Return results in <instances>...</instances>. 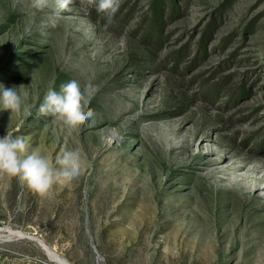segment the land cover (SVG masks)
I'll list each match as a JSON object with an SVG mask.
<instances>
[{
  "label": "rangeland",
  "instance_id": "374dc122",
  "mask_svg": "<svg viewBox=\"0 0 264 264\" xmlns=\"http://www.w3.org/2000/svg\"><path fill=\"white\" fill-rule=\"evenodd\" d=\"M154 1L0 0V85L27 93L0 138L84 160L45 197L0 175V264H264V0H163L161 26ZM71 80L97 89L76 131L39 113Z\"/></svg>",
  "mask_w": 264,
  "mask_h": 264
},
{
  "label": "clouds",
  "instance_id": "9594fccd",
  "mask_svg": "<svg viewBox=\"0 0 264 264\" xmlns=\"http://www.w3.org/2000/svg\"><path fill=\"white\" fill-rule=\"evenodd\" d=\"M75 0H55L57 17ZM81 6L95 5L96 11L104 13L108 22L118 11L121 0H79ZM48 0H32L31 7L43 10ZM54 26V25H53ZM107 26V25H106ZM96 87L89 81L81 87L76 80L60 86V91L49 90L39 105L41 115L51 116L61 122L69 131H76L87 120L94 117V110L89 107ZM27 93H18L16 87L0 85V110L19 115ZM54 166L39 151H28V143L22 136L7 132L0 138V175L15 178L22 186L41 197L52 193L54 185L77 178L83 169L84 160L80 149L65 150L56 158Z\"/></svg>",
  "mask_w": 264,
  "mask_h": 264
},
{
  "label": "trees",
  "instance_id": "16d2710c",
  "mask_svg": "<svg viewBox=\"0 0 264 264\" xmlns=\"http://www.w3.org/2000/svg\"><path fill=\"white\" fill-rule=\"evenodd\" d=\"M177 1L178 0H169L171 4V12H175L177 8ZM165 7L163 0H155L152 4V23L153 26H161V24L165 20ZM203 40V39H202ZM204 41L201 42V46L203 45ZM200 46V47H201Z\"/></svg>",
  "mask_w": 264,
  "mask_h": 264
},
{
  "label": "bare ground",
  "instance_id": "6f19581e",
  "mask_svg": "<svg viewBox=\"0 0 264 264\" xmlns=\"http://www.w3.org/2000/svg\"><path fill=\"white\" fill-rule=\"evenodd\" d=\"M66 263V262H65Z\"/></svg>",
  "mask_w": 264,
  "mask_h": 264
}]
</instances>
